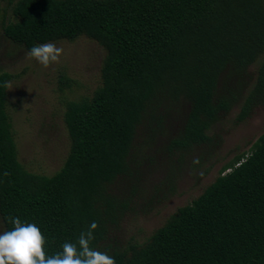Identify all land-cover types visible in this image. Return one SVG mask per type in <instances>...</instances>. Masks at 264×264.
Here are the masks:
<instances>
[{"label": "trees", "instance_id": "1", "mask_svg": "<svg viewBox=\"0 0 264 264\" xmlns=\"http://www.w3.org/2000/svg\"><path fill=\"white\" fill-rule=\"evenodd\" d=\"M3 1L13 16L3 35L16 47L84 36L105 55L99 86L64 104L70 149L51 177L18 160L12 75L0 73V232L10 217L35 223L53 255L95 221L91 247L116 264H264V135L146 241L121 233L154 202L143 206L142 183L155 164L167 165V185L153 198L167 199L222 115L237 106L243 122L264 109V0ZM73 85L60 76L59 91Z\"/></svg>", "mask_w": 264, "mask_h": 264}, {"label": "rangeland", "instance_id": "2", "mask_svg": "<svg viewBox=\"0 0 264 264\" xmlns=\"http://www.w3.org/2000/svg\"><path fill=\"white\" fill-rule=\"evenodd\" d=\"M12 21V5L0 0V73L12 75L9 82L12 87H7V112L15 135L18 160L28 172L51 177L60 170L70 149L63 122L64 104L89 96L99 86L105 52L84 36L74 41H58L57 46L63 49L59 62L45 68L28 57L22 47H16L4 38L2 28ZM62 75L73 80L74 85L61 92L59 79ZM171 106L180 114L184 108L183 103ZM239 109L236 106L218 119L209 133L210 149L196 148L187 165L179 168L182 171L175 195L167 199L153 198L155 191H164L167 185L164 182L167 165H154L150 176L142 183L146 198L143 206L149 201L154 202L145 213H137L132 221L123 225L124 242L131 238L138 243L146 241L178 208L199 197L216 180L223 165L239 155L249 154L254 143L264 135V109L256 106L246 120L238 122ZM173 122L171 126L177 130L180 125ZM197 158L201 160L200 166L192 168ZM120 188L125 190L126 186Z\"/></svg>", "mask_w": 264, "mask_h": 264}, {"label": "clouds", "instance_id": "3", "mask_svg": "<svg viewBox=\"0 0 264 264\" xmlns=\"http://www.w3.org/2000/svg\"><path fill=\"white\" fill-rule=\"evenodd\" d=\"M62 53L63 49L56 43L47 42L33 46L26 55L47 68L58 63ZM5 86L12 87L11 83ZM194 163H199V159ZM9 220L13 229L0 232V264H116L115 258L107 252L91 247L93 233L98 228L95 221L80 233L76 242H65L62 251L49 255L47 239L35 223L22 222L15 217Z\"/></svg>", "mask_w": 264, "mask_h": 264}]
</instances>
